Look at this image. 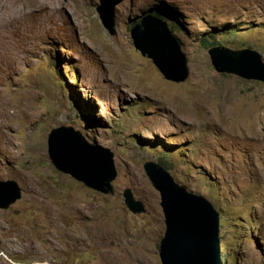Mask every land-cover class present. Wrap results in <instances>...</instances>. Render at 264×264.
Here are the masks:
<instances>
[{
    "label": "rangeland",
    "instance_id": "obj_1",
    "mask_svg": "<svg viewBox=\"0 0 264 264\" xmlns=\"http://www.w3.org/2000/svg\"><path fill=\"white\" fill-rule=\"evenodd\" d=\"M99 5L0 0V179L22 188L0 208V264H162L148 160L213 203L226 264H264V82L217 71L206 46L264 58V0H122L114 33ZM23 6L27 18L3 23ZM158 13L175 18L164 20L188 59L182 82L134 44V24ZM60 125L113 151L114 194L54 166L48 135ZM127 187L146 212L127 208Z\"/></svg>",
    "mask_w": 264,
    "mask_h": 264
},
{
    "label": "water",
    "instance_id": "obj_2",
    "mask_svg": "<svg viewBox=\"0 0 264 264\" xmlns=\"http://www.w3.org/2000/svg\"><path fill=\"white\" fill-rule=\"evenodd\" d=\"M122 0H100L98 10L104 26L115 32V6ZM135 46L150 57L166 79L182 82L189 76L188 59L179 41L160 19L142 20L132 31ZM212 64L219 72L264 82V58L253 48L232 49L223 45L209 48ZM48 155L54 166L85 186L101 193L114 194L117 177L114 153L100 144L87 141L70 125L51 129ZM145 172L160 194L165 232L159 244L162 264H222L220 213L205 196L190 191L159 162L148 160ZM22 196L14 179H0V208L7 209ZM134 214L146 212L145 203L130 187L122 194Z\"/></svg>",
    "mask_w": 264,
    "mask_h": 264
},
{
    "label": "bare ground",
    "instance_id": "obj_3",
    "mask_svg": "<svg viewBox=\"0 0 264 264\" xmlns=\"http://www.w3.org/2000/svg\"><path fill=\"white\" fill-rule=\"evenodd\" d=\"M31 1V0H30ZM56 1V0H55ZM25 6H28L29 7V4ZM33 6V5H32ZM36 6V5H35ZM37 7V6H36ZM15 8V7H14ZM20 8V7H19ZM24 8V6H23ZM39 8V7H38ZM27 9V8H26ZM39 10V9H37ZM11 13V14H10ZM9 14L5 15V17L3 18V23H8V25H11V24H14L15 22H17V20H15V15H19V19L18 21H20L21 19L23 18H27L26 15H25V8L24 9H18L16 10L15 12H10ZM27 13V12H26ZM3 17V16H2ZM1 21V20H0Z\"/></svg>",
    "mask_w": 264,
    "mask_h": 264
},
{
    "label": "trees",
    "instance_id": "obj_4",
    "mask_svg": "<svg viewBox=\"0 0 264 264\" xmlns=\"http://www.w3.org/2000/svg\"><path fill=\"white\" fill-rule=\"evenodd\" d=\"M156 14V13H155ZM159 15L158 16H160L161 18H163V19H166V20H169L170 21V25L171 26H175L174 25V20H175V18L173 19L172 18V20H170V17L169 16H165L164 14H162V13H158ZM208 39H206V41H207ZM215 44H217V42H215V40H212V41H210L209 42V40L206 42V46H212V45H215ZM217 208L222 212V207H220V204H218L217 203ZM234 262H235V260H234ZM222 264H226V260H225V258L223 259V262H222Z\"/></svg>",
    "mask_w": 264,
    "mask_h": 264
},
{
    "label": "clouds",
    "instance_id": "obj_5",
    "mask_svg": "<svg viewBox=\"0 0 264 264\" xmlns=\"http://www.w3.org/2000/svg\"><path fill=\"white\" fill-rule=\"evenodd\" d=\"M100 3H101V2H100ZM153 17H156V14H155V13L153 14ZM157 18L160 19V20L163 21V22H166V21H165L163 18H161L160 16H158ZM140 22H141V21H140ZM140 22H139V23H140ZM137 23H138V22H137ZM137 23H135L134 25H136ZM212 46H213V45H212Z\"/></svg>",
    "mask_w": 264,
    "mask_h": 264
}]
</instances>
